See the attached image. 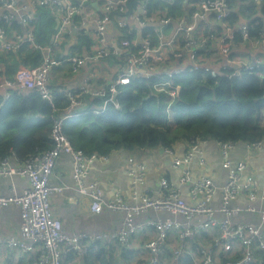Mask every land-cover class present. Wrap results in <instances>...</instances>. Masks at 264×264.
I'll list each match as a JSON object with an SVG mask.
<instances>
[{
  "label": "built area",
  "instance_id": "1",
  "mask_svg": "<svg viewBox=\"0 0 264 264\" xmlns=\"http://www.w3.org/2000/svg\"><path fill=\"white\" fill-rule=\"evenodd\" d=\"M100 1L27 0L23 5L17 0H0V20L19 24V28L0 27V51L18 52L27 47L40 50L43 55L42 61L34 67L20 66L13 79L0 82V88L38 91L56 113L51 116L50 149L24 158L10 149L8 155L0 158V180H9L7 192L0 185V264L6 260L12 264H64L71 255L79 259L87 255L91 246H99L107 252L115 249V254L123 255L137 251L136 263L140 264H264V209L258 215L256 211L261 209L258 205L264 204V189L260 193L259 181L248 173L246 160L232 164L231 151L240 143H218L222 167L227 170V180L221 188L211 177L194 178L191 172L195 159L200 166L206 164L202 146L207 141L192 142L182 157L175 156L172 149H164L175 156L173 165L182 167L179 184L191 185L193 201L188 202L182 190L164 175L157 196L146 193L141 195L139 203L128 205L120 195L106 201L97 184H85L92 164L107 157L75 148L64 133L68 119L89 113L99 116L110 105L121 109L120 97L125 88L147 79H153L157 92L170 97L166 108L170 114L177 97L174 82L183 74H195L205 81L217 74L229 79L242 78L248 73L263 77V57L251 61L246 56H232L231 52L238 45L264 50V34L253 37L247 24L229 26L228 0H193L190 5L195 10L187 19L169 15L176 0H158L162 14L157 18L159 26L157 24L150 32L144 30L156 16L148 6L149 0L132 10L129 0ZM252 1L255 6L264 3V0ZM99 2L98 13L86 10L88 5ZM37 4L47 5L59 19L50 44L43 45L35 37L32 23ZM214 19L224 27L223 32L212 26ZM22 30L24 36L19 33ZM136 32L141 33L140 39L135 36ZM81 33L96 38L88 56L90 72L83 84L63 90L65 106L59 108L51 91L50 74L53 68L64 63L71 64L74 71L82 68L85 60L79 53L70 51L71 48L70 53H65L68 43L71 40L75 43ZM209 58L223 61L217 65L209 62ZM96 66L100 67L98 75L93 71ZM9 96L7 94L6 98ZM242 144L253 153L264 149V138ZM64 154L72 158L77 191L91 198L92 211L100 214L108 210L122 215V226L118 230L96 234L65 232L50 202L52 194H61L67 189L63 183H51L56 177L58 160ZM129 164L133 186L145 185L146 165L133 157ZM219 190L222 203L215 208L213 199ZM243 194L250 205L256 207L232 206ZM138 195L135 190V198ZM13 207L17 209L19 225L4 230L9 223L4 221V215ZM246 215H257L258 223L243 221L241 218ZM139 217L147 218L138 222Z\"/></svg>",
  "mask_w": 264,
  "mask_h": 264
},
{
  "label": "trees",
  "instance_id": "2",
  "mask_svg": "<svg viewBox=\"0 0 264 264\" xmlns=\"http://www.w3.org/2000/svg\"><path fill=\"white\" fill-rule=\"evenodd\" d=\"M142 1L129 0V8L137 9ZM241 1L250 9L255 7L252 0ZM55 18L47 5L37 4L32 23L37 42L50 44L56 32ZM0 27L19 28V24L0 20ZM250 28L253 37H260L264 34V21H254ZM92 45L93 38L81 33L72 49L80 54L82 48L91 50ZM6 54L15 61L14 70L20 64L34 67L43 59L40 50L25 47L18 52L0 51V63ZM153 82L147 79L125 88L120 97L121 109L110 105L99 116L89 113L68 119L64 133L72 145L87 154L108 156L116 149L175 150L182 142L243 143L264 138V76L248 73L229 79L217 74L206 81L195 74L178 76L174 82L177 97L170 114L166 110L170 97L157 92ZM63 100V95L57 94L59 108L65 106ZM53 114V108L38 91L11 90L9 98L0 95V158L8 155L10 149L21 158L50 149ZM115 253V249L107 252L91 246L87 255L80 259L71 255L64 264H113ZM4 264L12 262L6 260Z\"/></svg>",
  "mask_w": 264,
  "mask_h": 264
},
{
  "label": "crops",
  "instance_id": "3",
  "mask_svg": "<svg viewBox=\"0 0 264 264\" xmlns=\"http://www.w3.org/2000/svg\"><path fill=\"white\" fill-rule=\"evenodd\" d=\"M27 0H17L18 4H23ZM176 5H173L169 14L174 18H191L194 12V7L190 4L193 0H176ZM102 2V0L100 1ZM100 2L91 4L87 6L86 10H90L93 13H98L100 10ZM145 0L142 1V3ZM264 4V3H263ZM228 5L231 11L230 19L227 23L232 25L234 28L241 24H247L250 28L251 23L262 20L264 21V8L261 6H255L253 9H250L249 5L243 3L241 0H228ZM148 6L151 7V12L156 16L154 21L149 24L145 28L147 32L153 30L154 26L158 24V17L162 14L161 4L157 2V0H149ZM261 7V8H260ZM2 11L0 10V15ZM236 16V17H235ZM56 17V16H55ZM210 18V17H209ZM57 17L55 18V23L57 27ZM212 20V19H211ZM159 26V24L157 25ZM212 26L219 27L220 32H223V26L218 23L216 19L212 21ZM251 29V28H250ZM57 30V29H56ZM144 30V31H145ZM19 33L24 36L23 30ZM141 33L136 32V37L138 39L141 38ZM110 38L108 37V41ZM77 43H74L72 40L68 43L69 46L66 47L65 53H70L72 47ZM205 51L206 49L203 48ZM90 50L87 48H82V53L80 55L85 60V63L82 65V68L78 71H74L73 66L70 64L72 70V77L65 76V81L61 82L53 80L55 68L51 71L50 74V86L51 91L55 85V88H59V90L54 93L55 96L57 94H63V90L67 86H77L81 85L85 82L86 76L90 72V63L88 56H90ZM213 55V54H212ZM232 56H246L247 58L254 60L257 57L264 58V50L260 48H255L250 45H238L231 52ZM9 55L6 54L5 59H1L2 63H0L1 71H0V82H3L5 79H13L16 70H14L15 61L13 58L9 59ZM213 58V56H212ZM209 58L212 63H216L220 65V61H214L215 59ZM105 64V63H104ZM222 64V63H221ZM23 66L20 64L18 67ZM223 66H221V69ZM109 73L112 74L113 71L109 70ZM13 90V89H11ZM11 90L6 87L0 88V95L10 94ZM26 92V91H23ZM188 142H182L177 145L174 150L175 156L182 157L186 154L188 149ZM204 157L206 159V164L200 166L196 159L192 162L190 168L194 178H198L201 175L209 176L213 179L215 184L221 188L225 185L227 180V170L222 167V157L220 146L215 141H207L203 146ZM163 148L157 149H134L131 151H126L124 149H116L113 152L109 153L107 159H98L96 160L90 169V172L85 179V184H97L98 188L101 190L102 198L106 201L112 200L116 196H122L125 203L128 205H136L140 202L141 195H145L146 193L152 196L158 195L159 190V182L160 179L165 175L170 181L174 183L176 187L182 190V195L188 202H192L193 199L190 194L191 185L187 187H182L179 184V179L182 174V167H175L173 165V160L175 156L173 154H168L165 152ZM133 157L138 162H142L146 165V182L145 185L140 187L133 186V181L131 176L129 175V159ZM231 160L232 164L235 165L239 161L246 160L249 166L248 173L253 174L257 177L260 184V193L264 189V149L258 150L253 153H249L246 146L240 143L235 146L231 151ZM72 158L69 155H62L58 160V163L55 168L56 177L52 179V184H65L67 185V189L59 194L54 193L51 195V206L52 211L55 217L60 219L63 223L64 230L68 234H96V233H108L110 231L118 230L122 224V215L120 213H115L112 211L104 210L100 214H96L91 209L92 200L89 196L80 194L77 191L75 180L73 179L72 174ZM20 183V181H18ZM1 188L4 192H7V188L9 186V180L2 179L0 180ZM137 190L138 197L135 198L134 191ZM222 203V193L219 192L215 195L213 199V207L218 208ZM258 204V203H257ZM232 206L240 207L243 209H247L248 207H256L254 205H250L247 200L246 195H240L239 198L232 203ZM257 208H261L260 210H256L257 215L259 211L264 209L263 205H258ZM243 216L241 219L243 221H249L252 223H258V216ZM154 216V215H153ZM147 217H139L138 222H142ZM4 221L11 223L14 227H18L19 225V216L17 209L13 207L12 209L6 211L4 215ZM142 241L140 242V244ZM132 253H128L127 255L120 254L119 252L115 254L114 263L113 264H140L136 263L138 255L137 251H131ZM120 254V255H119ZM1 259V258H0Z\"/></svg>",
  "mask_w": 264,
  "mask_h": 264
},
{
  "label": "rangeland",
  "instance_id": "4",
  "mask_svg": "<svg viewBox=\"0 0 264 264\" xmlns=\"http://www.w3.org/2000/svg\"><path fill=\"white\" fill-rule=\"evenodd\" d=\"M92 38L93 39H96L94 35H92ZM99 69H100V67L99 66H96V67H94L93 71L98 75V70ZM66 71H68L66 78L72 77V70H71V67H70V64L69 63H64V64L58 66L55 69V72H54V77H53L54 82L56 80L59 81L60 79H62L61 82H64L65 81V76H66ZM55 85L56 84H54V86L52 88V93L53 94L56 93L59 90L58 87L55 88ZM53 90H57V91H53ZM12 227H13V225H11L10 223H6L5 226L3 227V229L5 230L7 228H12Z\"/></svg>",
  "mask_w": 264,
  "mask_h": 264
},
{
  "label": "water",
  "instance_id": "5",
  "mask_svg": "<svg viewBox=\"0 0 264 264\" xmlns=\"http://www.w3.org/2000/svg\"><path fill=\"white\" fill-rule=\"evenodd\" d=\"M58 26H59V19H57V27H56V29H58ZM74 33L76 34L77 33V30H75Z\"/></svg>",
  "mask_w": 264,
  "mask_h": 264
}]
</instances>
